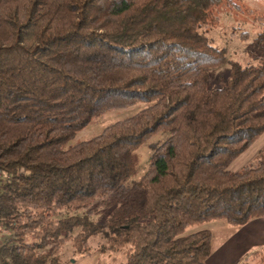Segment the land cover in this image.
I'll use <instances>...</instances> for the list:
<instances>
[{
  "label": "trees",
  "instance_id": "trees-1",
  "mask_svg": "<svg viewBox=\"0 0 264 264\" xmlns=\"http://www.w3.org/2000/svg\"><path fill=\"white\" fill-rule=\"evenodd\" d=\"M223 1L0 0V264H71L65 244L85 254L98 236L122 264H207L212 231L190 226L264 216V145L229 168L264 131V54L209 87ZM236 264H264V247Z\"/></svg>",
  "mask_w": 264,
  "mask_h": 264
},
{
  "label": "rangeland",
  "instance_id": "rangeland-1",
  "mask_svg": "<svg viewBox=\"0 0 264 264\" xmlns=\"http://www.w3.org/2000/svg\"><path fill=\"white\" fill-rule=\"evenodd\" d=\"M249 9L254 12H249ZM212 14L218 16V22L216 25H208L206 34L215 45L226 49V61L211 70V80L209 82V87L211 88L218 85V75H224L228 72L229 61L234 60L244 64L255 56L264 54V41H261L259 47L254 45V38L257 33L263 30V27L253 18L254 14L264 16V0H224L212 9ZM143 105L138 102L133 106L106 111L103 115L92 120L86 127L79 130L74 137L62 143L61 147H68L77 141L89 139L99 133L108 123L132 115ZM155 137L157 139L159 136ZM263 145L264 131L231 162L229 168L235 170L248 163ZM141 153L142 161L145 164L150 154L148 147H143ZM108 210V208L98 210L91 219L93 221L102 220L109 215ZM197 229H209L212 231L211 254L223 245L235 230L226 224L225 221L212 220L192 225L187 231ZM62 253L64 261H70L72 262L71 264H122L124 261L123 251L110 247L107 240L101 236L90 239L89 253H76L73 246L68 243L63 247ZM247 253L249 252L242 256Z\"/></svg>",
  "mask_w": 264,
  "mask_h": 264
},
{
  "label": "crops",
  "instance_id": "crops-1",
  "mask_svg": "<svg viewBox=\"0 0 264 264\" xmlns=\"http://www.w3.org/2000/svg\"><path fill=\"white\" fill-rule=\"evenodd\" d=\"M231 234L232 236L223 245L209 255L207 264H236L246 252L264 247V216L251 219L239 228H235Z\"/></svg>",
  "mask_w": 264,
  "mask_h": 264
}]
</instances>
